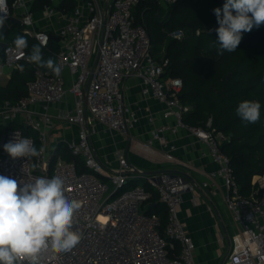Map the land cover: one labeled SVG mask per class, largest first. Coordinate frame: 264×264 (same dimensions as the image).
<instances>
[{"label": "built area", "instance_id": "2783aa9c", "mask_svg": "<svg viewBox=\"0 0 264 264\" xmlns=\"http://www.w3.org/2000/svg\"><path fill=\"white\" fill-rule=\"evenodd\" d=\"M140 1L79 0L56 34L59 48L55 64L61 67L60 76L33 64L34 76L26 84V94L15 101H0V175L18 182L60 176L68 198L81 204L74 217V230L83 234L81 241L67 252L49 250L41 264H196L194 238L178 213L182 193L189 185L186 177L163 171L141 174L123 154L107 167L92 146L95 123L119 133H126L137 123L138 117L125 103L122 91L124 79L132 75L140 79L142 95L164 103L162 115L175 119L174 124H155L141 148L150 153L154 144L159 143L165 147L164 160L175 162V146L168 136L184 128L206 145L217 165L202 181V187L216 183L217 179L222 181V202L236 227L221 264H264V170L253 176L251 194L243 195L230 159L221 150L226 135L209 129L210 117L204 127L183 121L190 106L179 99L182 80L163 77L168 59H157L151 54L148 33L134 22L132 9ZM155 1L169 5L177 0ZM11 10L22 11L20 23L25 32L41 46L48 44L52 38L48 31L32 29L33 16L27 0H7L6 21ZM218 27L214 23L205 29L216 33ZM42 35L48 36L46 44L40 39ZM169 36L181 39L183 31L174 29ZM23 52L24 56H19L14 43L7 42L0 54V67L14 68L21 61L28 62L25 49ZM68 94L72 97L71 105L52 113L50 106ZM147 119L152 123L155 120L150 113ZM57 122L75 126L74 136L63 142L72 156L82 160L85 170L79 171L74 160L59 156L52 159L57 143L61 142L54 144L52 140ZM26 129L36 135L26 133ZM17 138H30L35 147L37 140L40 156L12 158L3 145ZM137 177L144 178L151 190L142 183L126 188ZM152 192L166 208L163 234L159 231L158 214L142 210Z\"/></svg>", "mask_w": 264, "mask_h": 264}, {"label": "trees", "instance_id": "16d2710c", "mask_svg": "<svg viewBox=\"0 0 264 264\" xmlns=\"http://www.w3.org/2000/svg\"><path fill=\"white\" fill-rule=\"evenodd\" d=\"M48 2L49 0H34L31 10L41 8ZM225 2L226 0H177L167 5L161 15V5L158 2L141 0L132 9V13L134 22L142 25L148 33L150 44L160 47V50L151 54L157 59H168L163 77H179L182 80L179 99L190 106L183 121L204 127L210 117L209 129L226 135L227 138L221 143V150L230 159L240 192L248 196L254 189L253 176L264 170V23L259 27L254 26L250 32L242 33L236 51L219 54L218 45L213 42L218 40V35L207 31L205 27L217 23L213 9H222ZM59 7L66 11L72 10L73 1L65 0ZM177 28L183 31L181 39L169 36ZM197 30L200 32L196 33ZM11 33L16 34L10 38ZM17 36L27 39L28 47L25 51L28 55L33 45H40L33 36L25 32L21 23L12 24L3 40L14 43ZM58 48L59 43L50 38L48 44L42 46L44 59L51 58L55 62ZM33 64L21 61L12 69L4 83L0 81V101H15L26 94V84L34 76ZM20 65L23 66V71L19 70ZM245 100L261 104L260 120L255 124H247L236 113L238 104ZM26 133L36 135L29 129H26ZM37 143L36 140V147ZM58 156L68 161L74 160L79 171L86 169L79 157L72 156L66 150L64 142L57 143L52 159ZM133 184H136V179L128 182V185ZM142 184L151 190L144 180ZM142 210L148 214H158L159 231L163 234L166 208L158 201L154 192L142 204Z\"/></svg>", "mask_w": 264, "mask_h": 264}, {"label": "crops", "instance_id": "0c3cea01", "mask_svg": "<svg viewBox=\"0 0 264 264\" xmlns=\"http://www.w3.org/2000/svg\"><path fill=\"white\" fill-rule=\"evenodd\" d=\"M27 1L33 16L32 29L46 30L51 36L57 37V32L66 23L72 11L59 7L65 0H49L48 4L35 10H31L34 0ZM72 1L75 5L79 0ZM20 14V10H11V16L20 19ZM1 40L3 38H0ZM55 40L57 41L58 37ZM12 69L8 66L0 67V74L6 77L5 81ZM122 91L125 103L135 111L138 121L126 133L109 130L104 125L95 123L96 131L91 135V143L96 155L107 167L114 165L117 156L123 154L140 171L171 169V173L184 175L189 185L182 193L178 213L187 232L194 238L195 263L220 264L231 245L230 239L236 227L230 221L229 213L222 202V181L217 179L216 183L202 187V181L208 179V173L217 168L207 153L206 145L186 129L180 128L168 136L175 146L172 151L175 162L164 160L165 147L159 143L154 144L150 153L144 151L140 144L149 137L152 127L155 124H174L175 119L162 115L164 103L152 96L142 95L138 77H126L122 83ZM71 100L72 97L66 95L62 101L51 105L50 111L57 113L60 109L70 106ZM149 113L154 115L153 123L147 119ZM74 134V125L57 122L52 140L54 144L57 140L63 142Z\"/></svg>", "mask_w": 264, "mask_h": 264}, {"label": "clouds", "instance_id": "9594fccd", "mask_svg": "<svg viewBox=\"0 0 264 264\" xmlns=\"http://www.w3.org/2000/svg\"><path fill=\"white\" fill-rule=\"evenodd\" d=\"M219 27L215 29L218 53L234 52L242 33L264 23V0H226L221 8L213 9ZM0 28L7 17V0H0ZM235 13V14H233ZM40 39L46 44L48 36ZM15 50L24 56L28 47L24 36L14 40ZM29 63L50 70L60 76L61 67L51 59H44L41 45H33ZM19 70L23 71L22 65ZM261 104L245 100L238 104L236 113L247 124L260 120ZM12 158L39 157L40 151L30 138H17L3 145ZM35 168V165H33ZM81 208L79 201L66 195L65 181L60 176L33 177L30 181L0 175V264H41L49 250L63 253L72 250L83 234L74 230V217Z\"/></svg>", "mask_w": 264, "mask_h": 264}, {"label": "water", "instance_id": "95a60500", "mask_svg": "<svg viewBox=\"0 0 264 264\" xmlns=\"http://www.w3.org/2000/svg\"><path fill=\"white\" fill-rule=\"evenodd\" d=\"M16 23H20V19L15 17V16H10L8 22L6 21L3 28H0V38H3L6 31L8 30L9 28V25H12V24H16ZM53 38L57 39L56 36H52ZM7 45V42L4 41V40H1L0 41V54H2V50L3 48ZM2 142H3V136L0 137V147L2 146ZM158 171H163V172H172L171 169H159V170H142V171H138L137 172H140L141 174H149V173H154V172H158ZM184 176V175H183ZM221 264V263H220Z\"/></svg>", "mask_w": 264, "mask_h": 264}, {"label": "rangeland", "instance_id": "374dc122", "mask_svg": "<svg viewBox=\"0 0 264 264\" xmlns=\"http://www.w3.org/2000/svg\"><path fill=\"white\" fill-rule=\"evenodd\" d=\"M166 7H167V5L161 4V13H160L161 15L164 14ZM15 34L16 33H11L10 34V38L13 37V36H15ZM156 50H160V47L159 46L154 47V45H151L150 52L152 54H154ZM158 54L160 55V53H158ZM5 79H6V77L3 74H0V80L1 81H5ZM59 157H61V156H59ZM107 172H109V171L107 170ZM143 180H144L143 178L137 177L136 178V184L143 183ZM106 181L109 183V180H106ZM130 186H132V185H128L126 188H130Z\"/></svg>", "mask_w": 264, "mask_h": 264}]
</instances>
